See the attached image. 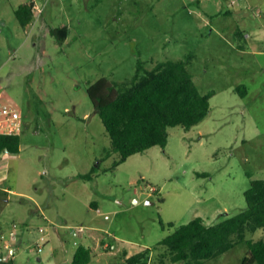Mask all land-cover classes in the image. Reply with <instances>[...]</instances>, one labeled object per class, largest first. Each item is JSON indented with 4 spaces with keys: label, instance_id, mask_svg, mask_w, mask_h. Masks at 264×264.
Segmentation results:
<instances>
[{
    "label": "rangeland",
    "instance_id": "1",
    "mask_svg": "<svg viewBox=\"0 0 264 264\" xmlns=\"http://www.w3.org/2000/svg\"><path fill=\"white\" fill-rule=\"evenodd\" d=\"M30 1L0 0V101L25 121L20 151L0 156V255L17 222L14 264H72L80 243L94 249L88 264H121L124 249L247 207L251 178H264V0H37L44 13L24 27L15 10ZM62 26L65 39L51 32ZM178 59L214 93L209 114L113 167L120 155H106L111 138L88 88L102 76L131 79L139 61L151 69ZM94 166L93 177L79 176ZM75 225L87 227L79 238ZM247 238H264V228ZM248 254L244 241L203 264H245Z\"/></svg>",
    "mask_w": 264,
    "mask_h": 264
},
{
    "label": "trees",
    "instance_id": "2",
    "mask_svg": "<svg viewBox=\"0 0 264 264\" xmlns=\"http://www.w3.org/2000/svg\"><path fill=\"white\" fill-rule=\"evenodd\" d=\"M15 12L20 23L24 27L28 26L33 20L32 1L20 4ZM51 32L60 39H65L68 28L54 27ZM235 35L241 38L245 32L238 28ZM188 64V59L166 60L159 61L148 69L143 61H139L131 79L116 82L102 76L90 85L88 94L111 138L106 155L110 156L114 152L120 155L113 167L125 162L131 155L155 145L165 147L169 127L180 125L191 128L209 114L210 99L214 93L201 92ZM237 89L242 94L246 92L244 85ZM20 144V133L0 134V154L7 149L18 153ZM96 171L94 166L90 172L79 176L91 178ZM249 176L252 177V174L249 173ZM245 196L247 207L240 213L214 224H208L204 217L197 216L180 225L153 247H146L131 255L124 249V261L121 264H152L154 252L157 253L159 264L177 261L203 264L205 260L217 257L244 241L249 248L244 263L264 264V238H247L248 231L264 228V178H251ZM168 225L174 226V223L170 222ZM93 254L92 246L80 243L72 264H88ZM1 262L14 264L12 258Z\"/></svg>",
    "mask_w": 264,
    "mask_h": 264
},
{
    "label": "built area",
    "instance_id": "3",
    "mask_svg": "<svg viewBox=\"0 0 264 264\" xmlns=\"http://www.w3.org/2000/svg\"><path fill=\"white\" fill-rule=\"evenodd\" d=\"M32 1V12L33 20L29 24L32 27L40 20L44 13L46 3L38 2L37 0ZM238 0L231 1L230 5L237 4ZM259 14V12H257ZM249 33H245V37H249ZM25 125L21 111L16 107V105L11 101H0V134H19ZM152 191H156L155 187L150 188ZM19 224L14 222L9 230L10 241H6L4 245L5 252L1 253L0 260L5 261L11 259L16 253V247L14 246L15 241L17 240ZM72 233L76 238L82 236L84 232L87 231V227L84 225H75L72 226ZM6 234L1 232V241L4 240ZM78 244V241H75ZM107 246H112L111 244L106 243ZM41 250V246L39 247Z\"/></svg>",
    "mask_w": 264,
    "mask_h": 264
},
{
    "label": "crops",
    "instance_id": "4",
    "mask_svg": "<svg viewBox=\"0 0 264 264\" xmlns=\"http://www.w3.org/2000/svg\"><path fill=\"white\" fill-rule=\"evenodd\" d=\"M230 11H232V10H230ZM6 153H7V151L3 152V154H6ZM0 156H1V154H0ZM4 177H5V170H4L3 166H1V163H0V184L3 181ZM95 204H97V203H95ZM1 232H3V230ZM3 245H5V243Z\"/></svg>",
    "mask_w": 264,
    "mask_h": 264
},
{
    "label": "water",
    "instance_id": "5",
    "mask_svg": "<svg viewBox=\"0 0 264 264\" xmlns=\"http://www.w3.org/2000/svg\"><path fill=\"white\" fill-rule=\"evenodd\" d=\"M7 152H9V150L7 149Z\"/></svg>",
    "mask_w": 264,
    "mask_h": 264
}]
</instances>
